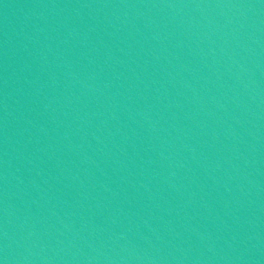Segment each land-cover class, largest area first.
Segmentation results:
<instances>
[{
    "label": "water",
    "instance_id": "obj_1",
    "mask_svg": "<svg viewBox=\"0 0 264 264\" xmlns=\"http://www.w3.org/2000/svg\"><path fill=\"white\" fill-rule=\"evenodd\" d=\"M3 264H264V0H0Z\"/></svg>",
    "mask_w": 264,
    "mask_h": 264
},
{
    "label": "snow or ice",
    "instance_id": "obj_2",
    "mask_svg": "<svg viewBox=\"0 0 264 264\" xmlns=\"http://www.w3.org/2000/svg\"><path fill=\"white\" fill-rule=\"evenodd\" d=\"M0 264H3V262H2V261H0Z\"/></svg>",
    "mask_w": 264,
    "mask_h": 264
}]
</instances>
